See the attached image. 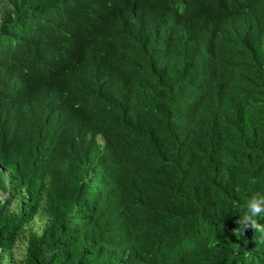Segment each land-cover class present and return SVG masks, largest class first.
Returning a JSON list of instances; mask_svg holds the SVG:
<instances>
[{"label": "trees", "instance_id": "1", "mask_svg": "<svg viewBox=\"0 0 264 264\" xmlns=\"http://www.w3.org/2000/svg\"><path fill=\"white\" fill-rule=\"evenodd\" d=\"M0 9V258L264 264V0Z\"/></svg>", "mask_w": 264, "mask_h": 264}, {"label": "clouds", "instance_id": "2", "mask_svg": "<svg viewBox=\"0 0 264 264\" xmlns=\"http://www.w3.org/2000/svg\"><path fill=\"white\" fill-rule=\"evenodd\" d=\"M234 211L240 213L238 218L239 229L243 232L247 226L264 233V227L257 223V220L264 217V194H253L247 198L242 208L234 207ZM264 238V237H262Z\"/></svg>", "mask_w": 264, "mask_h": 264}, {"label": "rangeland", "instance_id": "3", "mask_svg": "<svg viewBox=\"0 0 264 264\" xmlns=\"http://www.w3.org/2000/svg\"><path fill=\"white\" fill-rule=\"evenodd\" d=\"M2 15V9H0V16ZM7 192L0 189V197L4 198ZM47 221V218L38 214L29 224H27L23 232L21 233L19 239L17 240L15 247L13 249V254L11 258H0V264H20L24 256V252L27 245V235L30 231L40 233ZM4 251H1V255H5Z\"/></svg>", "mask_w": 264, "mask_h": 264}]
</instances>
